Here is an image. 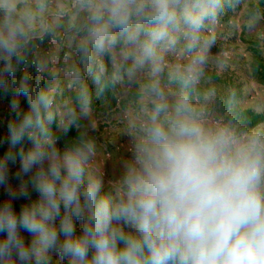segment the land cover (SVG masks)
Masks as SVG:
<instances>
[{
  "label": "clouds",
  "instance_id": "9594fccd",
  "mask_svg": "<svg viewBox=\"0 0 264 264\" xmlns=\"http://www.w3.org/2000/svg\"><path fill=\"white\" fill-rule=\"evenodd\" d=\"M225 3L0 0V264H264V124L217 113L207 75Z\"/></svg>",
  "mask_w": 264,
  "mask_h": 264
},
{
  "label": "rangeland",
  "instance_id": "374dc122",
  "mask_svg": "<svg viewBox=\"0 0 264 264\" xmlns=\"http://www.w3.org/2000/svg\"><path fill=\"white\" fill-rule=\"evenodd\" d=\"M257 7L261 11L262 18L250 30L247 27V20L250 11ZM215 32V44L220 48L211 49L213 61L207 69V75L210 77L212 85L217 89V98L226 94L236 84L242 91L240 106L244 109L251 108L255 112H264V89L255 85L250 72L251 48L257 46L264 48V0H243L236 16L228 23L219 22ZM261 54L264 57V49ZM5 121L0 109V127H3ZM96 136L101 150L111 154L110 167L126 154V139L122 135V124L117 119L113 118L108 121L102 119ZM10 169L12 172L16 170L11 167ZM16 182L15 179L12 180L13 184ZM0 195L4 199L7 198L3 187H0ZM23 202L16 201L15 204L20 203L21 205ZM25 236L27 238L28 234L25 233Z\"/></svg>",
  "mask_w": 264,
  "mask_h": 264
},
{
  "label": "trees",
  "instance_id": "16d2710c",
  "mask_svg": "<svg viewBox=\"0 0 264 264\" xmlns=\"http://www.w3.org/2000/svg\"><path fill=\"white\" fill-rule=\"evenodd\" d=\"M243 0H240L238 4H235V7L232 6V2L230 0H226L224 10L220 14L219 22L220 23H228L232 18H234L237 12L240 10L241 4ZM219 49L220 46L216 44L212 47V49ZM262 49L260 47L251 48L252 51V60L250 63V72L252 75V79L254 83L259 86L261 89H264V57L262 56ZM216 51V50H214ZM242 99V91L238 85H233L226 94L218 96L215 103V108L219 114H224L228 111L229 102L231 106L234 108L235 113L239 118L243 119L248 127H254L257 125L264 124V112H255L251 108L244 109L240 106L239 102ZM0 100L5 104L1 106V112L3 113V118L6 120L3 124V127H0V156H3L8 151V143H7V126L9 120L12 118L13 114L9 111V102L10 96L0 95ZM109 103L111 102V98L109 97ZM22 106L27 107L26 102L22 98ZM114 106V103H112ZM109 107V104H106L104 100L97 102L98 112L104 113ZM73 132H69L68 135H72ZM65 137L61 135L60 144L63 145ZM27 143L25 147H27ZM18 151V148H17ZM19 166V158H17L14 164L10 163V167L12 169H17ZM0 200H4V197L0 195ZM15 207L17 210L20 207V203H16Z\"/></svg>",
  "mask_w": 264,
  "mask_h": 264
},
{
  "label": "crops",
  "instance_id": "0c3cea01",
  "mask_svg": "<svg viewBox=\"0 0 264 264\" xmlns=\"http://www.w3.org/2000/svg\"><path fill=\"white\" fill-rule=\"evenodd\" d=\"M256 85V84H255ZM1 101V100H0ZM5 104L1 101V106H4Z\"/></svg>",
  "mask_w": 264,
  "mask_h": 264
}]
</instances>
